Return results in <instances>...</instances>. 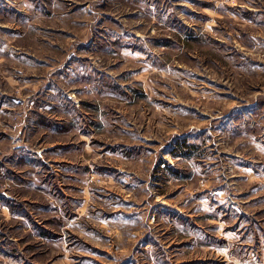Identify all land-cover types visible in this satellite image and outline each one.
<instances>
[{
  "label": "rangeland",
  "instance_id": "obj_1",
  "mask_svg": "<svg viewBox=\"0 0 264 264\" xmlns=\"http://www.w3.org/2000/svg\"><path fill=\"white\" fill-rule=\"evenodd\" d=\"M0 264H264V0H0Z\"/></svg>",
  "mask_w": 264,
  "mask_h": 264
}]
</instances>
